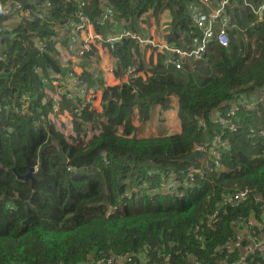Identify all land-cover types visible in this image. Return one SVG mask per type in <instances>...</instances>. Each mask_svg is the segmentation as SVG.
<instances>
[{
	"label": "trees",
	"instance_id": "trees-1",
	"mask_svg": "<svg viewBox=\"0 0 264 264\" xmlns=\"http://www.w3.org/2000/svg\"><path fill=\"white\" fill-rule=\"evenodd\" d=\"M10 1L0 0V54L9 60L0 65V264H99L138 254L146 264L239 262L248 242L233 251L226 245L250 215L260 226L264 218V11L254 14L263 0H245L251 7L233 1L225 10L235 26L228 47L213 41L199 61L164 52L145 67L137 40L123 38L110 53L115 77L127 80L113 87L89 71L97 60L91 45L79 58L78 79L80 87L101 91L102 111L75 113L78 98L63 96L58 106L71 115L68 137L48 120L55 103L42 98L53 80L75 77L53 39L63 25L80 22L77 0H16L29 11L16 19L17 11L2 14ZM83 1L102 39L122 28L138 36L140 19L151 11L157 23L163 10L171 15L166 45L187 51L202 36L192 19L205 10L200 0ZM209 1L215 7L221 0ZM103 2L112 16L100 25ZM63 45L72 53L82 46ZM168 59L182 68L166 66ZM172 96L180 134L136 139L133 109L144 122L155 106L167 109ZM28 98L29 107H21ZM226 116L234 132L215 122ZM196 149L202 160L187 159ZM30 169L33 181L21 179ZM241 190L249 199L232 208L229 198ZM239 264H264V250Z\"/></svg>",
	"mask_w": 264,
	"mask_h": 264
},
{
	"label": "built area",
	"instance_id": "built-area-1",
	"mask_svg": "<svg viewBox=\"0 0 264 264\" xmlns=\"http://www.w3.org/2000/svg\"><path fill=\"white\" fill-rule=\"evenodd\" d=\"M233 1L235 0H221L215 4V7H213L209 0H200V4L205 7V10H199V11L192 12V19H193V22L196 28L201 31L202 36L201 38H195L192 41V45L189 47L187 51H181L179 49H174L166 45L165 43L160 45L155 42L152 43V42L147 41V42H144V44L155 48L156 50L159 51L160 54H164V52H167V54H176L180 58H185V59H189L192 61L201 60L206 50L208 49L209 45L213 41H216V43L220 47L227 48L229 44L228 32H230L231 29H235V26L230 23L229 18L225 15V10L227 7L231 5ZM242 1L244 3V6L251 7L248 3L244 2L245 0H242ZM84 6H85V2L83 0H80L79 2L77 0V15H78L80 22L78 24L71 23L70 25H67V24L63 25V27L61 28L57 36H60V32L66 33L68 29L70 34L66 37L70 38L72 35L77 36L79 33H82L85 30H89L91 28L92 25L88 21V19L85 17L84 12H83ZM15 11L18 12L17 14L13 15L15 19L17 18L18 15H20L21 17L29 15L28 10L23 11L20 9L19 2L16 0H11L7 4L6 8H4L2 14L8 15V14H12ZM263 11H264V0H263V4L254 11V14L260 18ZM111 16H112V13L105 12L103 14L102 19L99 21V24L104 25V23L107 22ZM12 23H16V21H13ZM123 38H133L135 40H138V37L136 35L130 34L127 32H124L123 34L107 36L105 39H102L100 35L96 34L95 30L93 33L89 32L86 38L83 40L81 44L82 45L81 48L76 52V54L73 56V58H71V60L73 59L76 60L82 57L84 53L89 50V47L91 45H94L95 48L96 46L97 47L99 46L100 53H102L104 56L107 55V57L111 58L110 49H112L114 45L118 44ZM102 44L104 46H102ZM7 58H8V52L6 51L1 52L0 65L9 64V60H6ZM167 64L168 65L166 66H173L176 70H180L182 68V63L180 61L168 59ZM107 72H110V70H107ZM142 74L144 75V73ZM52 85L58 86V82L55 81L52 83ZM59 87L62 88V86H59ZM93 92H94L93 89L84 88V90L78 96H75L73 93L66 94L64 91H63V95L65 96L67 100H71V101L75 97L78 98L79 101L77 104V109L74 111L75 113H78L79 111H82L85 108H90V109L92 108ZM60 101L61 100L57 99L55 101V104H52V112L49 114L48 120L49 118H54V116L58 117V112L60 109L58 104L60 103ZM21 107L23 108L29 107V98L23 102V105ZM247 108H250V106H248ZM0 112H1V108H0ZM228 117L229 116L217 118L215 119V122L220 124L222 127L227 128L230 131L234 132L235 126L233 123H231ZM213 143L214 145H212V142H211L210 144L211 147L216 146L217 140L216 139L213 140ZM213 156L217 160L219 154L214 153ZM253 198L256 202H259L261 200L260 196H254ZM248 199H249V192L246 190H241V191L235 192L233 195L230 196L229 203L232 208H239ZM239 222L243 225L242 219H240ZM253 243L255 247H261V249L264 250V242L257 243V240L254 239ZM250 253H253V250L251 248L247 251V254H250ZM247 254L243 255L241 260L235 264H239L240 262L244 261L245 258L248 256ZM98 263L99 264H146L147 258L142 254H138L137 256L135 255L115 256L113 255L110 258L99 260Z\"/></svg>",
	"mask_w": 264,
	"mask_h": 264
},
{
	"label": "crops",
	"instance_id": "crops-1",
	"mask_svg": "<svg viewBox=\"0 0 264 264\" xmlns=\"http://www.w3.org/2000/svg\"><path fill=\"white\" fill-rule=\"evenodd\" d=\"M234 3L235 2H232L230 6H232ZM102 5H103L104 12H106L108 9L107 3L103 2ZM255 8L256 6H254V9ZM170 22H171V15L168 10H163L161 12L157 23H155V20H154V17L151 11H149L146 15H144L138 22L140 33L137 36L138 37L137 42L139 44V48L141 52H143L142 54H144L145 52L146 60H148L149 57L153 56V58H150L147 66L142 60L145 67L149 66L151 60H152V63L155 64L157 55L160 53L158 50L153 52V51L145 49L146 44H144V42L154 41L155 43L160 44V45L164 44L165 35L167 33L168 25L170 24ZM121 26H123L122 23H121ZM89 32L91 33L94 32V29L92 26L89 30H85L84 32L79 33L78 34L79 36L72 35L68 39L66 36L64 35L62 36L60 34V36H58L56 40L53 39V45L56 47L57 50L60 51L58 52L60 53L61 60L65 62L69 61L70 63H72L71 64L72 70L75 73V77H67L64 81L58 82V84L60 83V86H62L63 89L56 88V86L52 85L51 83L54 80L51 83H49L47 86V89H45L44 91V97L42 98L43 103H46V101H51L55 103L57 99L61 100V98L64 96L63 91L66 94L73 93L75 96H78L84 90V88L80 87L79 85L78 77L80 76V74H77L78 73L77 70L81 69L80 66L78 65L79 59L71 60V58H73V56L76 54L78 47H77V50H75L74 53H72L67 49V47L63 45V42L67 41L68 45H70L71 43H76V44L79 43V46H80V44H82L83 40L86 38ZM66 33L64 34L66 35ZM123 33H124V29L122 28L121 30L111 34L110 36L117 35V34H123ZM140 36L142 39L140 38ZM102 46L104 45L102 44ZM96 49H97L96 50L97 60L93 59V61L96 60V62L92 61L93 64L90 61L89 71L96 76L99 74H102V78L105 83V86H108V87H113L120 83L126 82L127 80L126 76H124L122 79H117L115 77L114 75L115 73L113 71L114 66H115V60L109 57L106 58L102 53H100L99 46L98 47L96 46ZM65 58H67L68 60H66ZM107 70H110V72H107ZM139 76L144 78V75L142 73H139ZM92 102L93 104H92L91 109L94 112L100 113L98 110L99 105H101L102 107L100 90H95L93 92ZM178 109H179L178 98L172 96L169 98L167 109L163 110L161 109L160 106H155L151 111L149 119L147 121L141 122L139 121L138 110L137 108H134L133 115L131 118V125L134 128L133 136L136 139H146V138H162V137L179 135L181 132V124L178 118ZM53 119L56 120L57 123L63 125L66 122V120L67 122L71 120V115L65 109L62 111L59 110L58 117L54 116ZM122 131H123L122 128L119 129L120 133ZM247 222H246L247 224L242 226L243 228L237 230L236 238H235L236 240L226 245L225 248L228 251H233L235 248H237L239 244L241 243V241L248 242L247 245L244 248H242L243 249L241 251L242 256L246 255L247 251L250 248L253 250V253L256 249L261 248V247H255L253 240L256 239L254 237V234L257 232L258 233V235H256L257 243L264 242V231H263L264 218H261V223L263 224V226L259 225L258 219L254 217V215H250L247 218Z\"/></svg>",
	"mask_w": 264,
	"mask_h": 264
},
{
	"label": "rangeland",
	"instance_id": "rangeland-1",
	"mask_svg": "<svg viewBox=\"0 0 264 264\" xmlns=\"http://www.w3.org/2000/svg\"><path fill=\"white\" fill-rule=\"evenodd\" d=\"M239 4V3H238ZM240 7V6H239ZM243 9V8H242ZM244 10H245V8H244ZM89 21V20H88ZM156 23V22H155ZM92 25V24H91ZM236 26H237V28H239L240 26H238L237 24H236ZM93 27V26H92ZM94 29V28H93ZM96 33V32H95ZM60 34L63 36H68L69 34H70V32L68 31L67 33H66V35L63 33V32H60ZM97 34V33H96ZM77 36H79V35H77ZM140 38H141V36H140ZM55 40H56V38H54ZM142 39V38H141ZM231 40H233L234 41V37L233 38H231ZM237 41H239V40H236V42ZM152 43H154V41H152ZM56 48V47H55ZM145 49H147V50H150L151 51V49H152V47H149V46H147L146 45V48ZM59 51V50H58ZM60 52V51H59ZM143 53V52H142ZM61 54H62V52H61ZM106 58H108L107 57V55L105 56ZM110 57L112 58V59H114L112 56H111V54H110ZM150 58H153V56L152 57H149V59L148 60H146V54H145V52H144V54H142V60L144 61V63H145V65L147 66L148 65V63H149V60H150ZM66 60H68L67 58H65ZM92 62V61H91ZM93 62H96V60H94ZM93 62H92V64H93ZM72 64V63H71ZM96 64V63H95ZM149 67V66H148ZM77 74H81V69H78L77 70ZM130 76H132V75H130ZM134 77V76H133ZM60 86V83L58 84V86H56V88H60L59 87ZM248 103V102H247ZM98 110H99V112H101V110H102V107H101V105H99L98 106ZM49 121L51 122V124L55 127V129H56V131L57 132H60V133H62V134H64L65 136H70V134H71V131H72V127H71V125H70V123L69 122H67V120H66V122L64 123L65 124V126H64V124L63 125H61V124H59V123H57L56 122V120H54L53 118H49ZM212 145H214V143L212 142ZM213 148H214V146H213Z\"/></svg>",
	"mask_w": 264,
	"mask_h": 264
},
{
	"label": "water",
	"instance_id": "water-1",
	"mask_svg": "<svg viewBox=\"0 0 264 264\" xmlns=\"http://www.w3.org/2000/svg\"><path fill=\"white\" fill-rule=\"evenodd\" d=\"M57 155H58L59 158L61 159L62 164L65 165V164L67 163V160H66V158L60 153L59 150L57 151ZM187 159H200V160H202L201 151L198 150V149H196V150L194 151V153H193L192 155H190ZM33 173H34V169H30L29 172H28V174H27L26 176L22 177L21 179H32V181H33V176H32ZM105 203H107V200L105 201ZM25 208H26V209L28 208V205H27V204L25 205ZM29 219H30L29 216H27V219H26V221H25L26 224L29 223Z\"/></svg>",
	"mask_w": 264,
	"mask_h": 264
},
{
	"label": "clouds",
	"instance_id": "clouds-1",
	"mask_svg": "<svg viewBox=\"0 0 264 264\" xmlns=\"http://www.w3.org/2000/svg\"><path fill=\"white\" fill-rule=\"evenodd\" d=\"M54 82H55V81H54ZM57 82H58V81H57ZM52 83H53V82H52ZM52 83H51V84H52ZM46 102H47V101H46Z\"/></svg>",
	"mask_w": 264,
	"mask_h": 264
}]
</instances>
